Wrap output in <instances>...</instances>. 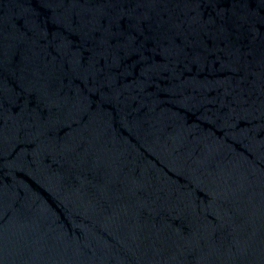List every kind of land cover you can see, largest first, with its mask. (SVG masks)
I'll use <instances>...</instances> for the list:
<instances>
[{"label": "water", "instance_id": "obj_1", "mask_svg": "<svg viewBox=\"0 0 264 264\" xmlns=\"http://www.w3.org/2000/svg\"><path fill=\"white\" fill-rule=\"evenodd\" d=\"M0 264H264V0H0Z\"/></svg>", "mask_w": 264, "mask_h": 264}]
</instances>
